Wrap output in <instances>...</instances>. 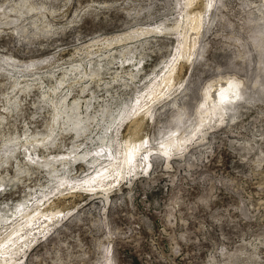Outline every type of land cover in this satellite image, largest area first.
<instances>
[{
    "label": "rangeland",
    "instance_id": "rangeland-1",
    "mask_svg": "<svg viewBox=\"0 0 264 264\" xmlns=\"http://www.w3.org/2000/svg\"><path fill=\"white\" fill-rule=\"evenodd\" d=\"M0 264H264V0H0Z\"/></svg>",
    "mask_w": 264,
    "mask_h": 264
},
{
    "label": "bare ground",
    "instance_id": "bare-ground-1",
    "mask_svg": "<svg viewBox=\"0 0 264 264\" xmlns=\"http://www.w3.org/2000/svg\"><path fill=\"white\" fill-rule=\"evenodd\" d=\"M11 216H12V213H9V214H8V217H11Z\"/></svg>",
    "mask_w": 264,
    "mask_h": 264
}]
</instances>
